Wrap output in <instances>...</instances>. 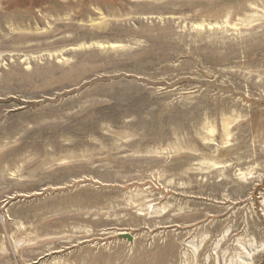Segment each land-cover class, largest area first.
<instances>
[{"label":"rangeland","instance_id":"rangeland-1","mask_svg":"<svg viewBox=\"0 0 264 264\" xmlns=\"http://www.w3.org/2000/svg\"><path fill=\"white\" fill-rule=\"evenodd\" d=\"M2 36L0 264H264V0H0Z\"/></svg>","mask_w":264,"mask_h":264},{"label":"water","instance_id":"water-1","mask_svg":"<svg viewBox=\"0 0 264 264\" xmlns=\"http://www.w3.org/2000/svg\"><path fill=\"white\" fill-rule=\"evenodd\" d=\"M119 237H120V239H125V240H127L129 242L132 241L131 236H129L128 234H121V235H119Z\"/></svg>","mask_w":264,"mask_h":264},{"label":"bare ground","instance_id":"bare-ground-1","mask_svg":"<svg viewBox=\"0 0 264 264\" xmlns=\"http://www.w3.org/2000/svg\"><path fill=\"white\" fill-rule=\"evenodd\" d=\"M3 42V36L1 37V39H0V44Z\"/></svg>","mask_w":264,"mask_h":264}]
</instances>
